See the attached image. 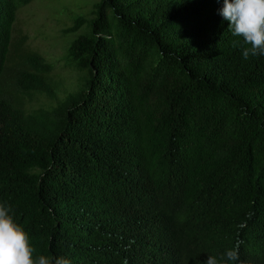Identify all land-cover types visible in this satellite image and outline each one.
<instances>
[{
    "label": "trees",
    "instance_id": "16d2710c",
    "mask_svg": "<svg viewBox=\"0 0 264 264\" xmlns=\"http://www.w3.org/2000/svg\"><path fill=\"white\" fill-rule=\"evenodd\" d=\"M0 0V203L36 255L70 264H264V56L223 0H100L62 31L78 87L13 42ZM233 264V262H229Z\"/></svg>",
    "mask_w": 264,
    "mask_h": 264
},
{
    "label": "rangeland",
    "instance_id": "374dc122",
    "mask_svg": "<svg viewBox=\"0 0 264 264\" xmlns=\"http://www.w3.org/2000/svg\"><path fill=\"white\" fill-rule=\"evenodd\" d=\"M100 0H32L17 10L13 26V42L25 35L24 45L38 51L53 64V97L38 94L31 106H52L63 99L69 91L80 83L81 73L66 66L65 55L69 42L80 33H63V29L73 23L77 16L91 17L94 4Z\"/></svg>",
    "mask_w": 264,
    "mask_h": 264
},
{
    "label": "clouds",
    "instance_id": "9594fccd",
    "mask_svg": "<svg viewBox=\"0 0 264 264\" xmlns=\"http://www.w3.org/2000/svg\"><path fill=\"white\" fill-rule=\"evenodd\" d=\"M228 22V31L246 47L243 58L264 56V0H223L218 12ZM239 259L237 249L219 257L208 256L204 264H229ZM0 264H70L64 257L36 255L31 237L16 223L11 205L0 203Z\"/></svg>",
    "mask_w": 264,
    "mask_h": 264
}]
</instances>
